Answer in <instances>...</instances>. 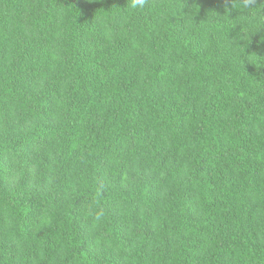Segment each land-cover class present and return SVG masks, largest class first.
<instances>
[{
    "label": "trees",
    "instance_id": "1",
    "mask_svg": "<svg viewBox=\"0 0 264 264\" xmlns=\"http://www.w3.org/2000/svg\"><path fill=\"white\" fill-rule=\"evenodd\" d=\"M228 7L0 0V264H264V8Z\"/></svg>",
    "mask_w": 264,
    "mask_h": 264
},
{
    "label": "clouds",
    "instance_id": "2",
    "mask_svg": "<svg viewBox=\"0 0 264 264\" xmlns=\"http://www.w3.org/2000/svg\"><path fill=\"white\" fill-rule=\"evenodd\" d=\"M149 3V0H127V5L131 9H143L147 4ZM225 3V11H229V5L231 8L238 9L240 11H254L257 8L261 9L264 8V4L257 5V0H224ZM260 65L258 64L257 67ZM100 195V190H97L96 197L98 198ZM88 215L93 216L95 221H100L104 217V210L103 208H97L95 212L92 211L91 206L87 209Z\"/></svg>",
    "mask_w": 264,
    "mask_h": 264
}]
</instances>
